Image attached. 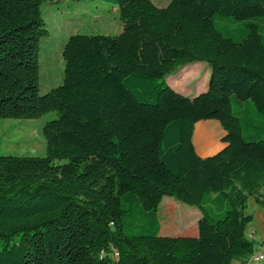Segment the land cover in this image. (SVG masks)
<instances>
[{
	"label": "trees",
	"instance_id": "obj_1",
	"mask_svg": "<svg viewBox=\"0 0 264 264\" xmlns=\"http://www.w3.org/2000/svg\"><path fill=\"white\" fill-rule=\"evenodd\" d=\"M47 1L0 0V132L57 113L46 156L0 153V264H248L249 199L264 209V0H93L119 7L122 32L72 35L64 81L42 95ZM199 62L206 90L176 92L167 77ZM207 120L226 146L202 158ZM164 197L199 210L196 236L161 235Z\"/></svg>",
	"mask_w": 264,
	"mask_h": 264
},
{
	"label": "rangeland",
	"instance_id": "obj_2",
	"mask_svg": "<svg viewBox=\"0 0 264 264\" xmlns=\"http://www.w3.org/2000/svg\"><path fill=\"white\" fill-rule=\"evenodd\" d=\"M61 1L50 0L42 6L43 18L49 30V35L41 42L40 93L42 95L62 85L64 81L63 50L68 35L73 31L87 35H108L115 32L113 22H120L121 20L119 15L110 12L107 8L95 7V2L92 0L73 1L72 4H62ZM151 1L157 7L163 8L167 7L171 0ZM87 4L92 8L84 9L83 5ZM102 6L106 5L102 4ZM230 27L236 29L237 25L230 24ZM186 69L190 70L180 78L179 74ZM186 69L179 68L172 72L167 77V82L178 89L176 92L187 97H195L199 88L207 87L210 79V68L206 63L199 62L188 65ZM173 89L175 90V88ZM56 118L57 113L50 112L35 120H2L0 153L19 157L46 156L47 144L43 128L47 122ZM262 194H264V189ZM259 207L252 197L248 201L246 213L253 215L256 222L261 224L262 218L259 215ZM190 210L198 211L197 208L178 202L171 197H164L159 207L161 235L171 237L196 236L198 234V219L196 220L195 214L188 212ZM250 234L251 230L247 232L248 236ZM257 239L264 242V230L259 229ZM258 240L256 241L257 248L259 247Z\"/></svg>",
	"mask_w": 264,
	"mask_h": 264
},
{
	"label": "crops",
	"instance_id": "obj_3",
	"mask_svg": "<svg viewBox=\"0 0 264 264\" xmlns=\"http://www.w3.org/2000/svg\"><path fill=\"white\" fill-rule=\"evenodd\" d=\"M73 1H75V2L82 1L83 2L84 0H62L60 3L63 2L62 4H72ZM93 2H95V7H98V8L104 7L105 9L107 8L110 12L120 16L119 7L110 5V4L105 3L103 1H93ZM60 3H57V4L60 5ZM100 3L106 5L107 7L102 6V4H100ZM83 6H84V9H88V10L92 8L89 4L83 5ZM113 23H114L115 32L110 33L108 35H117V34L121 33L123 30V23L121 20H120V22H113ZM77 32L78 31H73V33L68 35L66 40L68 41V39L72 35L76 34ZM186 68L187 67H185L184 69H186ZM189 70L190 69L183 70L181 72V74H179L180 78H182ZM172 87L175 88V91L178 90L176 87H174V85ZM205 90H206V87H204V86L202 89L199 88L198 91H196L197 93H195V96L200 94L201 92H204ZM225 135H226V131L222 127L221 123L217 120H207V121L198 122L195 125L194 137H193V143H194L197 154L202 158H206V157L213 156V155L217 154L218 152H220L226 146V144L222 141V138ZM188 212L195 214L196 220L199 219V217H200L199 210L198 211L190 210ZM259 215L262 218V220H260L261 224L256 222V218L253 216L254 221L247 229V232L251 230V234L248 236L246 233L247 237L249 239L255 241V242L258 240L257 238H258L259 229L264 230V223H263L264 222V209L261 206L259 207ZM258 243H259V247L257 248V245H256V251L264 252V242L258 240ZM234 264H240V263L235 262ZM260 264H262V263H260Z\"/></svg>",
	"mask_w": 264,
	"mask_h": 264
},
{
	"label": "built area",
	"instance_id": "obj_4",
	"mask_svg": "<svg viewBox=\"0 0 264 264\" xmlns=\"http://www.w3.org/2000/svg\"><path fill=\"white\" fill-rule=\"evenodd\" d=\"M261 257H264V252L262 251H256L253 256L250 258L248 264H260L264 261V259H261Z\"/></svg>",
	"mask_w": 264,
	"mask_h": 264
},
{
	"label": "clouds",
	"instance_id": "obj_5",
	"mask_svg": "<svg viewBox=\"0 0 264 264\" xmlns=\"http://www.w3.org/2000/svg\"><path fill=\"white\" fill-rule=\"evenodd\" d=\"M261 259H264V257H261Z\"/></svg>",
	"mask_w": 264,
	"mask_h": 264
}]
</instances>
